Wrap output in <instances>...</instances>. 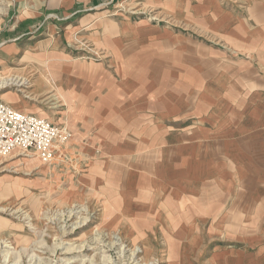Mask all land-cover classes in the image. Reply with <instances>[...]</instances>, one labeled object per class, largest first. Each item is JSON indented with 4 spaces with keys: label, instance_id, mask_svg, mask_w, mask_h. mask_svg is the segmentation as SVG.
Segmentation results:
<instances>
[{
    "label": "rangeland",
    "instance_id": "rangeland-1",
    "mask_svg": "<svg viewBox=\"0 0 264 264\" xmlns=\"http://www.w3.org/2000/svg\"><path fill=\"white\" fill-rule=\"evenodd\" d=\"M90 1L0 0V78L26 81L0 100L73 134L49 163L0 161V264H260L264 0ZM192 118L240 142L248 214L236 177L184 186L162 153ZM222 158L213 173L230 174Z\"/></svg>",
    "mask_w": 264,
    "mask_h": 264
},
{
    "label": "crops",
    "instance_id": "crops-1",
    "mask_svg": "<svg viewBox=\"0 0 264 264\" xmlns=\"http://www.w3.org/2000/svg\"><path fill=\"white\" fill-rule=\"evenodd\" d=\"M97 0H91L90 2L95 3ZM82 2V1H79ZM72 13H67V17L65 18L64 25L69 24L70 22H73V17L76 14ZM43 14L40 13L39 16H41ZM100 13H95V15H92V21H95L94 23H92L90 26L86 27V30H92L94 28H98L101 25H103L102 23L104 22V19H101ZM38 16V18H40ZM81 16V15H80ZM80 16H76V18H74V20L79 19ZM36 18V16H33ZM29 18V17H28ZM37 18V19H38ZM86 18V17H85ZM27 19V16L22 17L20 19V23L25 22V20ZM37 24V23H36ZM56 24H60V22H56ZM73 24V23H70ZM86 23L84 22L83 17H81L79 24L77 27L75 26H71L70 27V31L76 30L78 28H81L83 25H85ZM95 24L97 25L95 27ZM54 27H56L55 25H53ZM19 27V26H17ZM85 30V31H86ZM54 32H57L56 30H53ZM83 31V30H81ZM100 30H94V32H92V34H96V33H100V34H111L110 31H100ZM106 32V33H105ZM131 39H134L133 37H130ZM131 41L130 39H124V46L125 43ZM173 42V41H172ZM174 44V42H173ZM126 48H122L121 51H118L119 54H122L120 56H125L127 54V48L128 46H125ZM129 49V48H128ZM165 49L166 46H165ZM131 53V52H130ZM10 104V103H9ZM12 105V104H10ZM14 108L20 110V108H17L16 106L12 105ZM22 111V110H21ZM29 113V112H27ZM36 114V113H35ZM39 115V114H37ZM190 115V114H188ZM42 117H45L43 115H40ZM185 117V116H184ZM47 118V117H46ZM183 118V117H182ZM198 121L195 122V120L189 119L186 122H177L176 123V141L175 144H171L172 142H170V140L167 141V143H169L166 148L165 151L162 150L163 154H167L169 157H177V161H178V166L181 165L180 168L175 167V171L179 172L178 177H182L183 180V184L184 186H188V184L190 183L189 181L192 182V180H200L202 184H206L208 185V187L210 188L208 190V192L211 190V187L213 185L214 182L217 181H226L227 178H232L234 179L235 177V181L240 180V182L235 183L238 187V189H236L235 193L236 195H240L241 197V202H240V206L237 208L239 210H241V213H246L248 214V212L250 210H252V206H250L249 204V197L248 194H250V190H249V177H248V173L247 174H241L240 175V168H241V163H240V159H241V149H240V142L238 140H233V139H229V138H224L223 140H217L219 138H214V137H203L202 135H200L197 131H200V127L198 126ZM168 126V125H167ZM262 139L260 138V143H262V150L260 152V188L256 189L255 194L259 195L260 194V205H258V207H256V210L258 213H260V264H264V129L262 131ZM229 147H233L236 148V154L238 156V160H235V155L233 151H229ZM221 148H223V151L221 150ZM225 148V149H224ZM225 150V151H224ZM263 152V153H262ZM146 153V152H145ZM228 156L230 157L233 163H232V169L230 171V174H224V168H221V173L215 174L213 173V169L215 167V165H218L219 162H221V160L223 159L222 156ZM13 156H16V154H14ZM12 156V157H13ZM37 159H39L36 156ZM162 162V173L165 172V169L168 167L169 168V172H172L173 169V164L171 163L170 167L169 165H165L164 161ZM181 163V164H180ZM175 175V174H174ZM163 176V175H162ZM161 176V177H162ZM170 176V175H169ZM228 181V180H227ZM177 184L179 185V182H177ZM192 184H194L192 182ZM232 184V182H231ZM227 187H230L229 182L226 184ZM226 188V187H225ZM260 189V190H259ZM227 188L223 189L221 188L220 190V194L223 196H219L218 201L220 202V200L223 198V201L226 198V193ZM228 192L231 194L232 192L230 190H228ZM253 192H251L252 194ZM233 195V194H232ZM236 200V198L234 199V201ZM201 201V200H200ZM229 202V199L227 200L226 204ZM254 204V201L252 202ZM226 207V206H225Z\"/></svg>",
    "mask_w": 264,
    "mask_h": 264
},
{
    "label": "built area",
    "instance_id": "built-area-1",
    "mask_svg": "<svg viewBox=\"0 0 264 264\" xmlns=\"http://www.w3.org/2000/svg\"><path fill=\"white\" fill-rule=\"evenodd\" d=\"M72 136L66 124L18 110L0 100V161L16 154L35 155L49 163L61 156Z\"/></svg>",
    "mask_w": 264,
    "mask_h": 264
},
{
    "label": "bare ground",
    "instance_id": "bare-ground-1",
    "mask_svg": "<svg viewBox=\"0 0 264 264\" xmlns=\"http://www.w3.org/2000/svg\"><path fill=\"white\" fill-rule=\"evenodd\" d=\"M24 84H26V81L24 80L23 77H19L18 76V77L10 78V79H2V78H0V88L6 87V86H9V85H15V86L19 87V86H23ZM21 91H23V89H21ZM27 218L30 220V217L28 215H27ZM87 219H88V216H83V217L80 218V222L79 223H84ZM4 243L6 244L7 241H1L0 240V247H2V244H4ZM39 243L43 244V241H39ZM112 244H114V245H122L123 243L120 242V238H117V239L115 238V240H114V242ZM5 246L8 247V244H6ZM69 250H72V248H70ZM135 252H136V248L133 251V255L135 254ZM7 254H8V252H7ZM133 258L135 259L136 257H133Z\"/></svg>",
    "mask_w": 264,
    "mask_h": 264
}]
</instances>
